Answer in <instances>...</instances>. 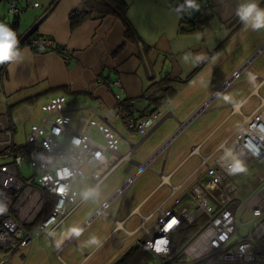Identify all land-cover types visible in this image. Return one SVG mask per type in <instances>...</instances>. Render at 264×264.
<instances>
[{
	"label": "crops",
	"instance_id": "crops-1",
	"mask_svg": "<svg viewBox=\"0 0 264 264\" xmlns=\"http://www.w3.org/2000/svg\"><path fill=\"white\" fill-rule=\"evenodd\" d=\"M16 1L21 13L17 32L36 26L40 37L51 38L66 48L70 59L65 61L53 51L35 53L24 46L22 61L6 64L0 71V121L5 119L9 125L13 146L26 145L28 133L41 124L45 107L53 99L62 98L70 104L71 111L64 104L62 108L69 111L74 122L88 116V108L96 109L100 103L112 107L115 94L122 99L140 100L136 117L151 111L145 100L151 92L148 88L162 80L175 92L156 108L160 113L158 125L144 139L127 129L126 118L120 114L115 124L121 137L117 152H130L129 161L98 187L100 190L110 180L98 198L85 200L78 207L89 201L67 233L61 231L64 223L50 239L43 237L27 247L29 255L23 264H114L131 248L143 246L141 230L132 236L126 233L136 230L142 219L158 207L177 216L184 209H192L186 191L199 179L201 161L213 164L216 157H221L230 166L236 161L246 164L248 160L229 145L241 129H247L256 115L264 112V29L253 31L243 26L235 15L239 0H210V6L203 11L204 22L196 30L181 25L180 16L172 11L182 0H122L127 5L124 21L112 16L92 18L74 30L70 29L68 15L81 7L80 0H32L38 3L37 8L29 0L26 6ZM259 4L264 8V0ZM1 20L9 21L5 15ZM185 53H205L208 59L192 67L181 62ZM101 77L119 80L122 92L115 87L109 91L96 87L94 83ZM228 81L230 86L224 87ZM261 124L264 126V120ZM3 136L0 131V138ZM95 138L99 140L96 134ZM167 142L166 153L150 164L124 197L113 200L56 255L54 248L72 237V229L90 219L138 165ZM1 156L0 165L10 160L5 154ZM88 187L87 182L81 192ZM171 194L179 199L178 204L168 200ZM152 222L153 219L146 225ZM180 228L172 237L183 242ZM92 236L103 242L102 247L88 243ZM25 249L16 251L11 263L13 258H23ZM150 257L148 264H155ZM17 262L22 264L21 260Z\"/></svg>",
	"mask_w": 264,
	"mask_h": 264
},
{
	"label": "built area",
	"instance_id": "built-area-1",
	"mask_svg": "<svg viewBox=\"0 0 264 264\" xmlns=\"http://www.w3.org/2000/svg\"><path fill=\"white\" fill-rule=\"evenodd\" d=\"M197 3L200 5L199 12L180 17L189 27L199 25L203 11L210 6V0H197ZM38 6V3L32 4L33 8ZM10 12L13 16L20 13L16 6L11 7ZM16 33L20 48L26 46L33 52L53 51L69 61V51L56 45L51 38L32 34V29ZM138 45L141 46V43ZM261 51L262 48L255 56ZM1 68L3 65H0ZM94 84L108 91L115 87L122 92L119 80L101 77ZM230 84L231 81L227 82L225 87ZM139 102L122 99L120 94H115L112 107L100 103L96 109L88 108V116H80L72 122L69 111L62 108L64 104L71 111L70 104L62 98L53 99L45 107L46 114L41 124L28 133L22 152L14 150L6 120L0 121V131L4 132L3 138H0V153L5 151L10 159L0 165V264L9 262L16 251L31 246L43 237H52L85 201L80 193L77 195L75 192L77 182L88 181L89 187H99L122 163L129 161L130 152L124 155L117 152L116 144L121 137L115 124L120 114L126 118L127 129L136 132L142 139L154 130L160 119L158 110L145 111L136 117ZM263 120L264 112L256 115L247 129H241L235 135L229 149L240 148L245 160H264L260 135V130L264 129ZM62 139H65L63 143ZM167 148L168 142L138 165L114 195L79 228L81 233L107 210L113 200L122 199L129 186L149 169L159 155L165 154ZM25 163L29 164V175L22 173ZM232 168L221 157H216L213 164L201 161L199 179L186 191L192 204L190 211L184 209L177 216L160 206L152 215L142 219L136 230L126 235L132 236L141 230V244L154 258L155 264H264V182L244 199H235V187L227 181L236 174ZM168 200L179 203L174 194ZM242 211L250 217V221L239 225ZM152 219L153 222L147 226ZM173 220L175 224H172ZM183 222L187 225L198 223L199 227L192 236L178 242L172 236ZM242 229L245 232L241 234ZM118 230L116 226L115 231ZM77 237L73 233L61 247L54 248L55 254L59 255ZM160 241H164L160 245L164 250L158 252L156 245ZM241 245L246 246L243 253L240 252Z\"/></svg>",
	"mask_w": 264,
	"mask_h": 264
},
{
	"label": "trees",
	"instance_id": "trees-1",
	"mask_svg": "<svg viewBox=\"0 0 264 264\" xmlns=\"http://www.w3.org/2000/svg\"><path fill=\"white\" fill-rule=\"evenodd\" d=\"M57 0H55L56 2ZM81 7L72 10L68 15V22L71 30H74L81 26L84 22L92 18H105L108 16L115 17L117 19H121L124 21L127 11V5L122 0H80ZM13 6H17L16 0H10V8ZM19 10V9H18ZM20 11V10H19ZM19 15L13 16V19L9 21L1 20V22L9 25L13 30L17 32L19 26ZM204 19L200 20L199 25L196 27H191L194 30L198 29L200 25H202ZM181 25H185L183 21L180 19ZM188 26V25H187ZM32 34L36 33V26L32 27ZM21 34V33H19ZM128 36V29H127ZM40 37V36H39ZM38 53V52H35ZM6 64L3 65V68ZM0 71H2V69ZM150 90V94L145 99L148 107L151 108V111H156V108L160 105L162 100H165L174 95V90L168 86V83L165 80L153 83L148 88ZM39 96V95H38ZM37 96V97H38ZM35 99V98H34ZM16 152L24 151V146L15 147L13 146ZM1 154H5V151L1 152ZM50 209V208H49ZM48 209V210H49ZM48 212V211H47ZM198 224L195 223L193 225H187L185 222L181 224L180 231L184 232V237L192 236L195 231L198 229ZM185 238H181V240H185ZM151 261V257L148 252L143 248V246H136L131 248L128 252H126L117 262L114 264H148Z\"/></svg>",
	"mask_w": 264,
	"mask_h": 264
},
{
	"label": "clouds",
	"instance_id": "clouds-1",
	"mask_svg": "<svg viewBox=\"0 0 264 264\" xmlns=\"http://www.w3.org/2000/svg\"><path fill=\"white\" fill-rule=\"evenodd\" d=\"M178 16L182 18L184 14H190L200 11V5L197 0H183V3L177 4L172 9ZM235 15L239 18L240 22L246 29L259 31L264 29V8L260 7L259 0H239L235 9ZM23 59V52L20 48V41L17 33L9 25L0 22V65L19 63ZM181 62L192 67L197 66L208 59L205 53H185L181 58ZM255 80V77H252ZM233 172H243L245 168L240 161H236ZM84 200L98 198L100 193L98 187H88L80 193ZM81 229L73 228L72 232L79 236ZM89 244L102 247L103 242L92 236L89 238ZM244 245H241L240 252L245 250Z\"/></svg>",
	"mask_w": 264,
	"mask_h": 264
},
{
	"label": "rangeland",
	"instance_id": "rangeland-1",
	"mask_svg": "<svg viewBox=\"0 0 264 264\" xmlns=\"http://www.w3.org/2000/svg\"><path fill=\"white\" fill-rule=\"evenodd\" d=\"M33 1L29 0V3ZM18 3L21 6H26V0H18ZM31 3V4H32ZM28 11H31L30 8H28ZM5 15V18H7V20H11L13 19V15L10 12V0H0V18L1 16ZM141 47V46H140ZM260 54V53H259ZM51 102V100L47 101V103ZM45 114V111H43L42 115ZM18 137V136H17ZM62 143L65 141V139L61 140ZM1 154H0V159H1ZM245 168V171L243 172H237L235 174L234 177L232 178H228L227 181H229L234 187H235V192L233 194V198L235 199H244L246 196H248L250 193H252L259 184L264 182V160L259 161L257 159L251 158L249 159L245 165H243ZM121 170H118L116 173L118 174ZM30 167L28 163L24 164V168L22 170V173L24 174H30ZM114 174V176H116L117 174ZM88 181H84L83 183H79L77 182L74 185V189L77 195H79V193L81 192V190L87 185ZM110 180L106 181L100 188V190L104 189L108 184H109ZM99 190V193H100ZM77 199H79L77 197ZM92 199H89V201H91ZM89 201L83 205L82 207L78 208L63 224L64 226L62 227V232L67 233L68 227L71 225H75L74 221L76 219V217H78V215L82 212V209H84ZM250 221V217L245 213V211H242L240 213V217H239V225H243L247 222ZM150 226V224L148 225ZM245 232L244 229L241 230V234ZM29 250L30 248H26L24 252L25 256L23 258H19L17 260H21L22 264L23 262H25L27 255H29ZM16 253H14L12 256L16 255ZM16 258L12 259V263L11 260L9 262H6L5 264H18V262L16 263ZM7 261V260H6ZM14 261V262H13Z\"/></svg>",
	"mask_w": 264,
	"mask_h": 264
},
{
	"label": "bare ground",
	"instance_id": "bare-ground-1",
	"mask_svg": "<svg viewBox=\"0 0 264 264\" xmlns=\"http://www.w3.org/2000/svg\"><path fill=\"white\" fill-rule=\"evenodd\" d=\"M260 135H261V138H262V147L264 148V129L263 130H260ZM235 151L238 152V154H242V151L240 148H235ZM256 152V151H255ZM258 152V151H257Z\"/></svg>",
	"mask_w": 264,
	"mask_h": 264
},
{
	"label": "snow or ice",
	"instance_id": "snow-or-ice-1",
	"mask_svg": "<svg viewBox=\"0 0 264 264\" xmlns=\"http://www.w3.org/2000/svg\"><path fill=\"white\" fill-rule=\"evenodd\" d=\"M175 223H176V221L173 220V221H172V224H175ZM169 227H171V225H169ZM163 243H164V241H160V242L157 243V245H156V250H157L158 252L164 250V249L160 246V245L163 244Z\"/></svg>",
	"mask_w": 264,
	"mask_h": 264
},
{
	"label": "water",
	"instance_id": "water-1",
	"mask_svg": "<svg viewBox=\"0 0 264 264\" xmlns=\"http://www.w3.org/2000/svg\"><path fill=\"white\" fill-rule=\"evenodd\" d=\"M229 82V81H228ZM225 87V86H224ZM218 92H220V90L218 91Z\"/></svg>",
	"mask_w": 264,
	"mask_h": 264
}]
</instances>
